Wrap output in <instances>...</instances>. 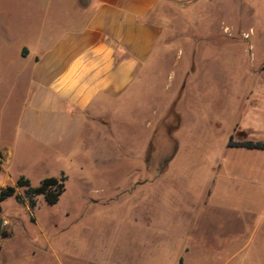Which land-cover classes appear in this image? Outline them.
<instances>
[{
	"label": "rangeland",
	"instance_id": "rangeland-1",
	"mask_svg": "<svg viewBox=\"0 0 264 264\" xmlns=\"http://www.w3.org/2000/svg\"><path fill=\"white\" fill-rule=\"evenodd\" d=\"M66 5L0 0V72L20 47L60 28ZM162 5L154 19L163 34L134 84L102 113L106 125L82 132L55 165L34 148L16 152L11 176L37 187L62 173L65 192L54 205L41 196L33 208L13 196L1 203L11 235L0 240V264H264V151L226 147L229 136L249 132L264 15L240 20L245 13L231 8L223 22L204 3ZM225 23L256 36L227 38ZM10 90L0 79V106Z\"/></svg>",
	"mask_w": 264,
	"mask_h": 264
},
{
	"label": "crops",
	"instance_id": "crops-1",
	"mask_svg": "<svg viewBox=\"0 0 264 264\" xmlns=\"http://www.w3.org/2000/svg\"><path fill=\"white\" fill-rule=\"evenodd\" d=\"M63 1L67 13L57 24L60 28L54 34L52 30L41 33L33 43L20 47L9 71L1 68L0 79L9 80L11 90L0 106V177L5 178L0 190L15 186L23 176L10 175L12 163L19 159L18 150L34 148L39 153L37 160L55 165L72 153L82 132L97 123L106 125L102 113L134 84L163 34V27L154 19L162 4L191 10L204 3L207 10L222 11L223 22L230 21L231 8L246 14L240 20L247 17L258 22L264 15V0ZM226 25L227 38L233 35L248 41L256 36L250 26L236 30ZM243 34H249L248 38ZM261 35L264 37V24L258 32ZM250 74L254 84L244 122L249 132L237 142L264 141V57Z\"/></svg>",
	"mask_w": 264,
	"mask_h": 264
},
{
	"label": "trees",
	"instance_id": "trees-1",
	"mask_svg": "<svg viewBox=\"0 0 264 264\" xmlns=\"http://www.w3.org/2000/svg\"><path fill=\"white\" fill-rule=\"evenodd\" d=\"M228 146L233 148L251 149V151H264V141L252 142L251 140H245L233 142L232 139L229 138ZM65 180L66 178L63 174L58 178L55 176L47 177L41 180L39 185L35 187L31 186V183L27 178L23 176L19 177L15 186L9 185L0 190V213L1 203L10 196H13L20 204L27 203L29 208L35 207V198L38 196H41L47 205H54L58 202L61 194L65 192ZM17 189H23V194H17ZM9 235H11V232L3 229L0 234V240L9 237Z\"/></svg>",
	"mask_w": 264,
	"mask_h": 264
},
{
	"label": "water",
	"instance_id": "water-1",
	"mask_svg": "<svg viewBox=\"0 0 264 264\" xmlns=\"http://www.w3.org/2000/svg\"><path fill=\"white\" fill-rule=\"evenodd\" d=\"M4 225H5V221L0 217V234L2 233Z\"/></svg>",
	"mask_w": 264,
	"mask_h": 264
},
{
	"label": "built area",
	"instance_id": "built-area-1",
	"mask_svg": "<svg viewBox=\"0 0 264 264\" xmlns=\"http://www.w3.org/2000/svg\"><path fill=\"white\" fill-rule=\"evenodd\" d=\"M249 34H243L244 38H248Z\"/></svg>",
	"mask_w": 264,
	"mask_h": 264
}]
</instances>
